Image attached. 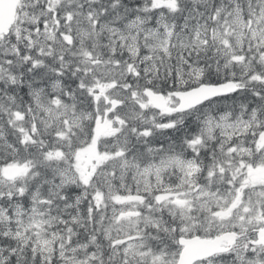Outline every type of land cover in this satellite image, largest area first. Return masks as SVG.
<instances>
[{
	"label": "snow or ice",
	"instance_id": "snow-or-ice-1",
	"mask_svg": "<svg viewBox=\"0 0 264 264\" xmlns=\"http://www.w3.org/2000/svg\"><path fill=\"white\" fill-rule=\"evenodd\" d=\"M0 264H264V0H0Z\"/></svg>",
	"mask_w": 264,
	"mask_h": 264
}]
</instances>
